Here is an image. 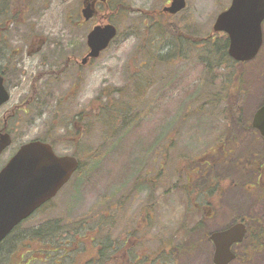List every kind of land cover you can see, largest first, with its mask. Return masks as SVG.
<instances>
[{
  "label": "rangeland",
  "instance_id": "obj_1",
  "mask_svg": "<svg viewBox=\"0 0 264 264\" xmlns=\"http://www.w3.org/2000/svg\"><path fill=\"white\" fill-rule=\"evenodd\" d=\"M186 1V8L173 16L174 22L187 26V31L195 36L222 35L213 31V24L231 0ZM38 2L37 14L26 21L31 30L21 26L18 32L17 26H11L6 33V51L12 59L10 78L18 72L21 84L11 90L10 101L0 110V123L6 108L19 101L30 100V105L27 111L18 112L17 126L15 118L8 124L13 142L0 155V169L21 144L36 139L53 143L60 155L75 154L83 167L47 206L0 246V264H52L60 254L53 251L63 249L72 251L78 261L87 248L89 259L95 250L91 237L98 231L99 216L106 211L103 207L117 200L147 199L143 191L146 185L154 192L148 199L161 201L165 206V218L158 219L173 237L177 231L174 228L177 214L181 211L178 207L185 201L207 199L209 194L203 188L205 181L199 182L198 194L192 191V168L196 163L208 161L221 148H233L234 154L226 165L218 160L217 166L211 169L214 177L221 176L224 169L230 175L221 182L224 194L214 191L208 197L224 206L215 216L212 228L228 225L233 219H244L252 228L253 218L264 222V193L259 186L249 187L256 177L246 172L249 161L260 156L264 159V140L254 129H244L232 119L223 120L221 104H216L215 109L200 105L212 100L221 84L227 82L224 73H218L222 69L215 70L214 77L212 74L204 79L197 51L191 52L185 40L177 44L182 47L185 58L157 63V56L175 49L176 44L169 37L160 36L151 26L162 20L158 12L149 17L144 15L151 9L162 8L167 0H118L133 9L109 13L103 21H110L118 28L113 43L97 60L79 71L77 79L73 64L72 70L68 69L64 75L37 81L40 90L33 97L32 77L39 70V64L52 56V43L71 48L81 46L89 29L99 22L95 18L82 28L78 26L75 22L81 7L78 0ZM34 34L38 35L36 39L48 38L51 43L41 55L27 58L22 54L19 58L22 60L16 65L13 54L16 42L19 41L18 46H25ZM74 52L75 63L79 49ZM244 68L243 116L251 122L264 104V47L255 59L244 62ZM15 84L12 80V87ZM121 88L124 91L120 93ZM102 91L108 94L107 101L100 98ZM106 102L117 105L110 114L130 110V118L124 121L115 118L113 122L111 115L103 114ZM79 113L86 115V119L78 121ZM158 170H164L162 181L155 176ZM36 225L42 228L30 232L44 231L43 228L51 226L52 230L44 231L49 237H30L25 232ZM126 226L123 222L118 229L126 233ZM109 228L110 224L104 225V229ZM103 232L98 238L105 241L107 236ZM204 253L210 254L208 242H201L200 248L196 243L191 249L182 250L176 264H207ZM261 253L256 258L250 256L253 261L248 264H264ZM239 262L233 260L229 264H242ZM169 264H172L170 259Z\"/></svg>",
  "mask_w": 264,
  "mask_h": 264
},
{
  "label": "flooded vegetation",
  "instance_id": "obj_2",
  "mask_svg": "<svg viewBox=\"0 0 264 264\" xmlns=\"http://www.w3.org/2000/svg\"><path fill=\"white\" fill-rule=\"evenodd\" d=\"M9 1L10 0H0V76L3 77L4 86L10 94L9 100L0 106V110L3 109L10 101L12 95L11 90L13 88H18L20 83L18 72L12 73V78H10L12 59L6 51L8 47L5 40L6 33L8 32V28H11V26H17L18 32L22 29L21 26H24V29L31 30L30 25L27 24L26 21L29 17H35L34 15L38 12L37 9L40 8L38 0H11L8 5ZM61 1L64 2L65 0ZM78 1L81 7L79 9L80 12L78 13V20L75 22L78 23L80 28L84 27L89 21L95 18L99 21L94 23V25L89 29V32L96 25L112 23L110 21L103 23V21L107 20V15L109 13L121 11L127 12L133 9L127 4H121L118 0ZM172 1L173 0H167L166 4L162 8L151 9V11L149 10L146 14L158 12L159 14L164 15H174L164 10L165 7L172 4ZM45 7L46 6H44V8ZM86 7H91V9H93V16L90 19H86L84 16L83 10ZM8 16L11 20L7 19ZM88 34L86 41H83L81 46L78 47L72 46L71 48L65 47L63 43H52V56L46 58L45 61H42L39 64V70L32 77V80L35 81L33 84H30V88L33 89V97L35 93L37 94L36 91L40 90L39 86H37V81H42L44 77L52 78L64 75L68 69L72 70L73 64L75 66L74 72L77 73L75 78L77 79L80 77V75H78L79 71H82L85 66L91 64L101 56L100 55L95 58L89 57L85 62H83V59L86 58L90 52L87 40ZM37 37V34L32 35L29 42H25V46H18L19 41L16 42L15 50L13 51L16 59V65L20 63L19 60H22V58L19 59L22 54L25 53L27 58H31L37 54L41 55L45 48L51 43L48 38L40 37L36 39ZM74 49H79L78 56L74 57L75 63L72 60V55L75 53ZM79 57L81 59L80 62L78 60ZM12 80L16 81L14 87H12ZM33 97L31 99H33ZM29 102L27 101L24 103L19 101L18 104L12 106L11 108H6L3 113V122L0 123V135L6 132L10 133L8 130V124L12 118L16 119V126L18 125V112L21 110L27 111L29 108L28 105H30ZM240 124H242L244 129L246 128L250 131L254 129L253 126L251 127L252 122L247 121ZM254 130L258 134L259 138L262 139L258 131L256 129ZM21 146L22 144L19 148ZM16 152L8 159L6 164L16 154ZM233 154V148L227 150L221 148L219 153L214 152L208 161L204 163H196V165L192 168V191L198 194L197 189L199 188V182L205 181L206 185L203 188L208 189V197L211 193L214 194V191H217V194L219 193L220 195H223L225 189L221 187V182L225 180V177H229L230 175L227 171H225L226 169H224L221 176L218 174L217 177H214L211 174V169L217 166V162L215 161L218 160H222L224 165H226L229 160H233ZM261 158L262 157L260 156L255 160L249 161L250 165L247 167L248 171L246 172H249V176L252 177L253 175L256 177V181L249 185V187L253 188L259 186L264 193V159ZM163 164L164 163L162 162L161 165ZM243 170H246V167ZM163 171L164 170H158L156 172L155 176L157 175V180L162 181ZM232 183L235 182L232 181ZM143 191H145V197L147 198L145 200H117L110 203L107 207H103L106 211L102 212L99 216V227L96 229L98 231L93 233V236L91 237V241L95 242V250L93 251V254L89 256V259L87 256L89 252L87 248L82 251L78 261H76V258L72 255V251L70 250H55L53 252H60V254H58L56 258L54 257L52 264H169V259L172 264H176L180 258L182 250L191 249L196 243L197 247L200 248L201 242H208L210 246V254L204 253L207 264H215L216 245L212 240L213 233L228 229L232 225L242 222L246 224L244 237L241 241L236 242L231 246L232 251L236 255L234 260H240L239 263L248 264V262L253 261L250 256L253 255V257L256 258L264 249V222L261 219L253 218L254 222H252V225L254 228L248 225L247 221L244 219H233L228 225H221L219 228H212L215 216L224 206L223 204L221 205L220 202L214 201V199H208V197L204 200L185 201L182 203L183 206L178 207L181 211L177 214L178 221L174 224V228L177 229V231L172 237L167 234L166 227H164L158 219L159 217L165 218V206L162 205L161 201L157 202L148 199L149 194L152 192L150 186L148 187V185H146ZM48 203L44 204L37 211L47 206ZM30 218L31 217L25 221ZM25 221L18 225V230L20 226L25 223ZM123 222H125V225L127 224L126 233L125 231L122 232V229H118L119 225L121 226V223ZM106 224H110L109 229H104V225ZM39 228L41 229L42 226L38 227V225H36L28 228L29 231L26 229L25 232H30ZM49 229L52 230V227L46 226L43 228L44 231H48ZM15 230H17V227L14 231ZM103 231L106 232L107 236L105 241L102 240V238H98V234ZM184 239L189 240L185 243V245L181 244ZM192 241H195V243H192ZM261 254L264 258V252Z\"/></svg>",
  "mask_w": 264,
  "mask_h": 264
},
{
  "label": "water",
  "instance_id": "obj_3",
  "mask_svg": "<svg viewBox=\"0 0 264 264\" xmlns=\"http://www.w3.org/2000/svg\"><path fill=\"white\" fill-rule=\"evenodd\" d=\"M186 6L185 0H173L164 10L176 14ZM86 19L93 16V9L83 10ZM264 0H232L230 6L218 14L213 24L215 32L229 37V55L236 61L254 59L264 42ZM118 34L112 23L96 25L88 34L90 52L83 59L99 57ZM10 94L0 76V106ZM253 126L264 137V105L255 113ZM12 143L9 133L0 135V154ZM79 167L74 155H59L52 145L41 140L23 144L7 165L0 171V243L39 207L57 195ZM245 224L214 232L216 245L215 264H228L236 256L231 246L243 239Z\"/></svg>",
  "mask_w": 264,
  "mask_h": 264
},
{
  "label": "trees",
  "instance_id": "obj_4",
  "mask_svg": "<svg viewBox=\"0 0 264 264\" xmlns=\"http://www.w3.org/2000/svg\"><path fill=\"white\" fill-rule=\"evenodd\" d=\"M15 1V0H13ZM12 1V2H13ZM11 2V0L8 2ZM121 3V2H120ZM11 8V6H10ZM152 14V13H150ZM150 14H145V17H149ZM10 16V15H9ZM9 16L7 19H9ZM162 17L161 21H157L154 24H151L153 28H156L158 34L160 36L169 37L172 43L176 44V48H170L166 53L159 54L157 56V63H169L171 61H175L181 58H185V55H182V47H178V42L185 40L186 46L190 48L191 52L196 49L197 58L199 62L202 64L204 79L207 76L212 74L215 76V70L222 69L221 71H217L218 73L223 72L226 76V80L223 84H221L220 88L217 89L215 95H213L212 100H206L202 102L200 105L203 107L205 105L214 106L215 109L216 104H221L223 110H221V114L224 116L223 120L228 121L230 119L238 121L240 123H244L246 120L243 116V108H242V100H243V89H242V81L243 76L245 74L244 62H237L233 58H231L228 54L229 47V38L226 34L222 35H208L206 37L203 36H195L193 33L187 31V26H182L180 23H176L173 21L172 15H164L160 14ZM11 20V19H9ZM151 27V28H152ZM145 40H148L147 38ZM264 47V44L262 48ZM156 63V64H157ZM145 89V88H144ZM144 89L142 91H144ZM123 88L119 90L121 93ZM224 94H222V92ZM111 92V91H110ZM108 94L104 91L100 93V98H104V101H107ZM115 104H111L106 102L102 108L103 114L111 115L110 118L113 122H115V118H121V120H128L130 118V110L123 109L121 112H117V114H110L115 109L113 107ZM117 106V105H116ZM115 106V107H116ZM108 116V115H107ZM78 121H83L86 119V115L83 113H79L77 116ZM110 120V121H111ZM125 123V122H124ZM78 131V130H77ZM82 135V134H80ZM53 144V143H52ZM75 155V154H73ZM83 167L82 162H80L79 170ZM78 170V171H79ZM153 197V188L150 193ZM77 224V222H74ZM19 236V235H18ZM24 236H27L26 234ZM30 237H40V238H48L49 234L40 231V232H32L29 235ZM181 244L185 245L183 241Z\"/></svg>",
  "mask_w": 264,
  "mask_h": 264
}]
</instances>
